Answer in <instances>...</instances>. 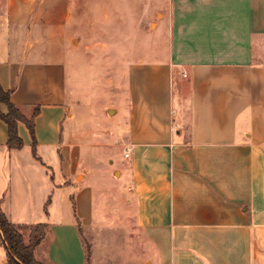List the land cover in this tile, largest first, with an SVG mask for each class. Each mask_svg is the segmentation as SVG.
Masks as SVG:
<instances>
[{
    "label": "crops",
    "instance_id": "0c3cea01",
    "mask_svg": "<svg viewBox=\"0 0 264 264\" xmlns=\"http://www.w3.org/2000/svg\"><path fill=\"white\" fill-rule=\"evenodd\" d=\"M112 2L0 0V84L40 109V160L0 119V211L48 224L44 264H87L84 236L90 264H264V0Z\"/></svg>",
    "mask_w": 264,
    "mask_h": 264
},
{
    "label": "trees",
    "instance_id": "16d2710c",
    "mask_svg": "<svg viewBox=\"0 0 264 264\" xmlns=\"http://www.w3.org/2000/svg\"><path fill=\"white\" fill-rule=\"evenodd\" d=\"M0 102L8 108L7 113L0 110V119L8 127V147L10 149H21L24 141L19 135L18 124L23 122L27 125L33 139L32 152L37 155V139L35 134V120L40 109L36 107L31 118H27L20 108L11 101V91H5L0 84ZM48 224L40 223L31 228L29 242H26L21 232L22 227L12 223L8 217L0 211V237L7 250L8 264H44L35 258V250L46 236ZM91 246L87 243V264H90Z\"/></svg>",
    "mask_w": 264,
    "mask_h": 264
},
{
    "label": "rangeland",
    "instance_id": "374dc122",
    "mask_svg": "<svg viewBox=\"0 0 264 264\" xmlns=\"http://www.w3.org/2000/svg\"><path fill=\"white\" fill-rule=\"evenodd\" d=\"M113 2L111 3V9H113V12L116 13L117 11V5H119V9L120 11H125V12H128L129 10L131 11H138V6H137V3H135L136 0H112ZM147 1V4H148V0ZM115 2V3H114ZM145 2V1H144ZM129 3H131L132 5L134 6H131ZM144 6V5H143ZM137 7V8H136ZM144 8H146V6H144ZM136 14V13H135ZM110 26L109 27H113V23L112 21H110ZM130 25V24H129ZM136 29L137 27H135V30L132 29L131 31V27L130 26H126L125 27V32H126V35H134V33H136ZM116 39H113L112 37L109 38V42L113 43L115 42ZM110 43V44H111ZM97 210H99V208H97ZM101 234V239H100V243L99 245H95L94 246V249H95V259H96V262H97V259H98V256H99V253H102V251L104 250V248H106V244L108 242L111 243L110 247H111V255H113L114 257H117V259H120L122 258L123 254V248H124V243H125V240H124V237L122 235L121 232H119L115 227H110L108 226L107 228H103V230L100 232ZM88 237V238H87ZM85 238L86 242L92 240L91 238H89V236H87ZM105 241V242H104ZM87 242V243H88ZM102 245H105V246H102ZM115 264H116V261H115ZM121 264H124V263H121Z\"/></svg>",
    "mask_w": 264,
    "mask_h": 264
},
{
    "label": "built area",
    "instance_id": "2783aa9c",
    "mask_svg": "<svg viewBox=\"0 0 264 264\" xmlns=\"http://www.w3.org/2000/svg\"><path fill=\"white\" fill-rule=\"evenodd\" d=\"M126 156H127V157L130 156V152H129V150H127Z\"/></svg>",
    "mask_w": 264,
    "mask_h": 264
}]
</instances>
